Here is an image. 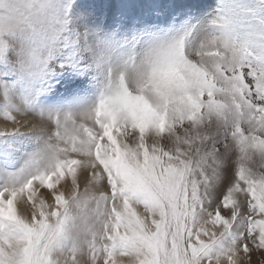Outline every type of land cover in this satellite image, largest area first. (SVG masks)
<instances>
[{"label":"snow or ice","instance_id":"snow-or-ice-1","mask_svg":"<svg viewBox=\"0 0 264 264\" xmlns=\"http://www.w3.org/2000/svg\"><path fill=\"white\" fill-rule=\"evenodd\" d=\"M0 264H264V0H0Z\"/></svg>","mask_w":264,"mask_h":264},{"label":"rangeland","instance_id":"rangeland-1","mask_svg":"<svg viewBox=\"0 0 264 264\" xmlns=\"http://www.w3.org/2000/svg\"><path fill=\"white\" fill-rule=\"evenodd\" d=\"M213 2H214V0H213Z\"/></svg>","mask_w":264,"mask_h":264}]
</instances>
